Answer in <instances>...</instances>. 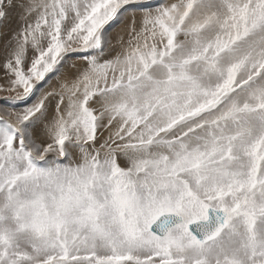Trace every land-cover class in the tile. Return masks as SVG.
I'll use <instances>...</instances> for the list:
<instances>
[{
    "label": "snow or ice",
    "instance_id": "snow-or-ice-1",
    "mask_svg": "<svg viewBox=\"0 0 264 264\" xmlns=\"http://www.w3.org/2000/svg\"><path fill=\"white\" fill-rule=\"evenodd\" d=\"M0 93V264H264V0H0Z\"/></svg>",
    "mask_w": 264,
    "mask_h": 264
},
{
    "label": "rangeland",
    "instance_id": "rangeland-1",
    "mask_svg": "<svg viewBox=\"0 0 264 264\" xmlns=\"http://www.w3.org/2000/svg\"><path fill=\"white\" fill-rule=\"evenodd\" d=\"M157 2V0H150V3L155 4ZM53 85L55 84V80L52 81ZM4 93H0V96H3Z\"/></svg>",
    "mask_w": 264,
    "mask_h": 264
}]
</instances>
